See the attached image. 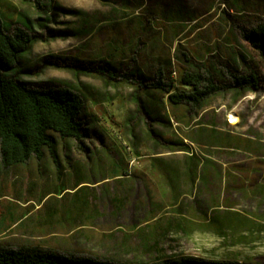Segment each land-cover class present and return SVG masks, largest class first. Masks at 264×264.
<instances>
[{
    "label": "rangeland",
    "instance_id": "obj_1",
    "mask_svg": "<svg viewBox=\"0 0 264 264\" xmlns=\"http://www.w3.org/2000/svg\"><path fill=\"white\" fill-rule=\"evenodd\" d=\"M0 13L35 37L13 75L78 92L85 133L84 150L60 144V174L48 154L0 162V242L123 263L264 264V58L242 35L264 0H0ZM182 52L215 63L222 87L196 110L150 84L165 53L173 70H194ZM228 64L253 67L258 90L228 86ZM179 163L186 185L173 181Z\"/></svg>",
    "mask_w": 264,
    "mask_h": 264
},
{
    "label": "trees",
    "instance_id": "obj_2",
    "mask_svg": "<svg viewBox=\"0 0 264 264\" xmlns=\"http://www.w3.org/2000/svg\"><path fill=\"white\" fill-rule=\"evenodd\" d=\"M38 6L41 7L40 4ZM239 14L244 13L241 11ZM242 35L264 58V16L255 17L248 29H242ZM34 38L33 34L21 26L10 31L0 13V162L4 169H10L27 164L31 159L41 162L48 154L60 174L63 166L58 150L60 144L73 141L79 149L84 150V100L67 85L32 86L13 75V70L30 49ZM182 55L194 64V70H173L170 67L171 58L165 53L157 57L150 84L159 93L167 95L172 107L186 105L190 110H196L206 98L222 87L216 84L215 63L209 65L204 60L193 61L185 52ZM230 67L228 64L226 68L219 69L221 75L228 77V86L240 90H258L259 75L253 67L248 66L245 73H233ZM96 71L110 79L117 77L116 73L107 69ZM118 176L115 174L114 178L119 179ZM79 185L76 184L75 188ZM65 190L63 188L62 192ZM45 198L46 195L41 201ZM29 214L23 213L17 222L23 221ZM0 264L141 263L115 262L62 253L36 245L9 246L0 242ZM151 264L248 263L234 259L181 255L162 258Z\"/></svg>",
    "mask_w": 264,
    "mask_h": 264
},
{
    "label": "crops",
    "instance_id": "obj_3",
    "mask_svg": "<svg viewBox=\"0 0 264 264\" xmlns=\"http://www.w3.org/2000/svg\"><path fill=\"white\" fill-rule=\"evenodd\" d=\"M190 165L187 163H179L176 164L175 169H178V173L176 174V177L174 178V183L178 185H186L187 179L189 178V175L186 173L188 170H190ZM169 189L172 187V185L169 184ZM168 189V190H169Z\"/></svg>",
    "mask_w": 264,
    "mask_h": 264
},
{
    "label": "bare ground",
    "instance_id": "obj_4",
    "mask_svg": "<svg viewBox=\"0 0 264 264\" xmlns=\"http://www.w3.org/2000/svg\"><path fill=\"white\" fill-rule=\"evenodd\" d=\"M230 118L233 123L238 121V117L236 115H231Z\"/></svg>",
    "mask_w": 264,
    "mask_h": 264
}]
</instances>
